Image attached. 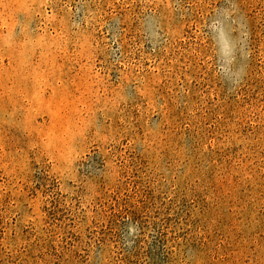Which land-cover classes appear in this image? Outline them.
<instances>
[{"label":"rangeland","instance_id":"rangeland-1","mask_svg":"<svg viewBox=\"0 0 264 264\" xmlns=\"http://www.w3.org/2000/svg\"><path fill=\"white\" fill-rule=\"evenodd\" d=\"M0 264H264V0H0Z\"/></svg>","mask_w":264,"mask_h":264}]
</instances>
